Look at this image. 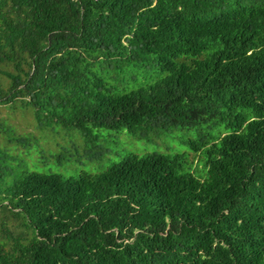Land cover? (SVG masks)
<instances>
[{
	"label": "trees",
	"instance_id": "16d2710c",
	"mask_svg": "<svg viewBox=\"0 0 264 264\" xmlns=\"http://www.w3.org/2000/svg\"><path fill=\"white\" fill-rule=\"evenodd\" d=\"M0 103L84 141L197 128L95 174L0 167V264H264V0H0Z\"/></svg>",
	"mask_w": 264,
	"mask_h": 264
},
{
	"label": "rangeland",
	"instance_id": "374dc122",
	"mask_svg": "<svg viewBox=\"0 0 264 264\" xmlns=\"http://www.w3.org/2000/svg\"><path fill=\"white\" fill-rule=\"evenodd\" d=\"M0 122L3 127L0 150L5 153V156L0 155V167L6 181L25 166L63 177L95 174L126 153L186 152V140L197 135V128L174 126L158 128L149 132L145 139H139L124 129L98 128L90 131L95 138L84 141L75 128L62 127L46 119L37 126L31 107L22 108L11 103H0ZM188 155L186 159L192 160V166H196L197 156L193 153Z\"/></svg>",
	"mask_w": 264,
	"mask_h": 264
}]
</instances>
